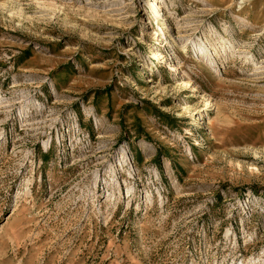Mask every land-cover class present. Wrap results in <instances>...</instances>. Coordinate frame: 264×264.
I'll return each mask as SVG.
<instances>
[{
    "label": "rangeland",
    "instance_id": "obj_1",
    "mask_svg": "<svg viewBox=\"0 0 264 264\" xmlns=\"http://www.w3.org/2000/svg\"><path fill=\"white\" fill-rule=\"evenodd\" d=\"M0 264H264V0H0Z\"/></svg>",
    "mask_w": 264,
    "mask_h": 264
},
{
    "label": "bare ground",
    "instance_id": "obj_2",
    "mask_svg": "<svg viewBox=\"0 0 264 264\" xmlns=\"http://www.w3.org/2000/svg\"><path fill=\"white\" fill-rule=\"evenodd\" d=\"M172 71H173V72H178V71H179L178 65H176V67L173 68Z\"/></svg>",
    "mask_w": 264,
    "mask_h": 264
},
{
    "label": "trees",
    "instance_id": "obj_3",
    "mask_svg": "<svg viewBox=\"0 0 264 264\" xmlns=\"http://www.w3.org/2000/svg\"><path fill=\"white\" fill-rule=\"evenodd\" d=\"M219 199V198H218Z\"/></svg>",
    "mask_w": 264,
    "mask_h": 264
}]
</instances>
